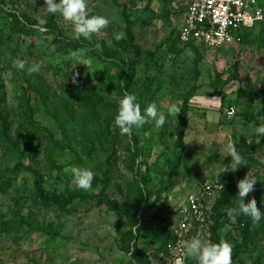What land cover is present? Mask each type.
I'll return each instance as SVG.
<instances>
[{
	"label": "rangeland",
	"instance_id": "rangeland-1",
	"mask_svg": "<svg viewBox=\"0 0 264 264\" xmlns=\"http://www.w3.org/2000/svg\"><path fill=\"white\" fill-rule=\"evenodd\" d=\"M189 1L87 0L91 14L111 21L91 41L73 39V27L59 14L46 19L47 23L56 22L60 34L47 26L45 30L34 27L37 17L43 15L38 11L43 0H7L4 4L6 11H15L23 23L27 22L23 15H27V23L40 32L15 33L12 18L0 14V111L11 124L10 135L15 139L19 130L23 134L26 126L24 130L21 127L31 117L35 127L47 128L56 141L68 144L54 150L46 130L33 132L31 141L39 155L25 163L42 170L50 193L95 195L105 191L117 200L120 210L98 200H75L66 211L44 207L33 193V174L10 172L20 158L0 137V264H137L120 246L121 233L128 229L138 203L137 187L142 186L146 195L153 193L147 200L149 211L144 205L139 213L147 219L145 229L150 236L155 229L165 228L161 212L186 205L190 193L218 180L220 164L231 162L227 156L231 143L238 151L245 144L259 145L251 155L257 173L264 178V138L254 134V128L264 123V22L257 24L243 43L196 50L177 42ZM123 7L131 16L130 23L122 14ZM128 29L133 35L131 43L139 45L142 55L135 66L133 86L122 90L125 66L136 58ZM121 31L126 38L116 42L114 34ZM59 37L80 42L81 47L64 53L58 48ZM105 47L114 50L118 58H101ZM74 53L78 55L74 57ZM14 58L39 63L40 71L31 75L20 72L13 67ZM92 90L101 99L99 121L108 125L102 140L96 141V149L81 135L83 117L78 101L80 93ZM126 93L137 96L143 112L155 102L166 115L171 104L182 108L190 97L189 125L182 146L177 145L181 113L167 116L161 128L149 119L133 130L131 138L122 135L113 121L118 100ZM231 107L236 113L229 117ZM25 141L23 137L21 143ZM73 166L95 173L90 190L76 188ZM108 168L111 174L107 176ZM142 176L147 177L146 184ZM158 194L161 199L153 205ZM257 194L247 195L245 203L255 199L264 212V188ZM28 219L38 220L44 229L33 230L25 222ZM224 220L220 236L233 249L232 264H264V234L238 248L244 227L237 216L227 215ZM139 245L147 250L152 264H174L166 249L161 250L163 243L150 245L140 240ZM184 264L197 262L188 258Z\"/></svg>",
	"mask_w": 264,
	"mask_h": 264
},
{
	"label": "trees",
	"instance_id": "trees-1",
	"mask_svg": "<svg viewBox=\"0 0 264 264\" xmlns=\"http://www.w3.org/2000/svg\"><path fill=\"white\" fill-rule=\"evenodd\" d=\"M9 1L15 2V0H9ZM112 1H114V3H117V0H112ZM6 2L7 0H0V14L5 13V15L12 18L13 32L20 33L23 35H39L40 32L35 28H33L32 25H29L27 23L30 21L27 15H23V17L27 20L26 23H23L20 19V16L17 13H15V11L7 12L6 9L4 8V4ZM259 2L264 7V3L262 2V0H259ZM122 14L125 17V19L129 22L131 16L128 13L126 7H123ZM262 22L264 21H258L257 23L254 24V26L244 28L242 33L241 43H243L249 37L248 36L249 32L257 24ZM45 26L49 27L48 29L54 33L56 31L58 32L57 24L54 21L47 23ZM127 34L131 43L133 41V35L129 29L127 31ZM63 40L67 42H64ZM177 42L180 43L179 33L177 36ZM58 43H59L58 45L59 50L63 51L64 53H68L70 48L77 49L81 47L80 42L78 43L75 41H69L63 38H60ZM131 45L134 48H136V58L125 66L124 71L126 73V81H124L123 84L120 85L122 90L129 89L130 87L133 86L135 73H136L135 66L141 60V55H142L141 48L139 47V45H134L133 43H131ZM188 46H191L194 49L198 50V47L195 46L194 44L189 43ZM104 56L108 59L118 58V54L114 50H111L107 47L104 48L101 58H103ZM262 93H263L262 95H264V81L262 84ZM97 96H98L97 92L93 90L87 94L80 93L78 95V101L81 104L82 117H83L82 124L80 125L81 135L84 136L86 141L90 143L92 145V148L94 149L97 148L96 141L102 140L104 132L106 128H108V125L101 124L99 121V116L97 114V111H98V106L101 104V99H98ZM189 101H190V97H187L183 101V105L181 108V116L179 121L178 132H177L178 147L182 146L181 144L184 142L186 130L189 125V113H190ZM0 106H1V101H0ZM31 111L32 108L28 105V112ZM141 111L143 113V110ZM10 126L11 124L9 123L7 117L0 111V137L2 141L6 143V145H8L9 148H14L16 150L20 158V161L12 169H10V172L16 174L19 171L25 170L33 174V178H34L33 193L35 197L38 199V201L44 207L55 206L59 210L66 211L69 209V206L75 200H79V201L98 200L99 203L107 202V204L113 210L116 211L120 210L119 203L117 202V200L112 198L110 195L106 194L105 191H102L99 194H95V195L81 193V192H69L66 194H57V193L48 192L44 185L45 175L42 172V170L39 167L35 166L34 164L25 163V160L30 158H34L36 160L37 156L39 155L36 149V144L31 141L32 133L35 132L36 134H42L43 131L41 130H46V132L50 134L51 141H53L54 150L65 149L68 146V144H66L67 142L65 140L56 141L54 139V134L52 132H49L47 128L46 129L41 128L40 130L38 129V127H35V121H33L31 117L28 123L21 127V130H24L26 126V129L24 130L25 132L21 134L19 130L17 132V137L15 139H13V137L10 135ZM23 137L26 138L25 143H21ZM257 147H259V145L257 144L255 145V143L245 144L239 152L247 161L246 167H241L236 172L229 171L227 173H222L218 177L217 181L222 185V190L220 196L216 199L213 207V222H212L213 243H220L222 241L220 236V228L224 222H227L224 220L227 217L226 215L227 210L229 208H235L238 206L237 204L238 201H236L238 194L237 182L243 179L248 174L250 178L256 180V183L254 185V191L250 192L249 194H254L253 196H257L258 195L257 193L260 191V189L264 188V178H261L257 173L256 165H255L256 162L254 161L251 155L252 150H254ZM135 155L137 156L138 153L136 152ZM105 165L108 166L107 163H105ZM108 174H111L110 168H108L106 175L108 176ZM173 176L174 174L172 173L170 175V178H172ZM141 181L144 184H146L147 177L142 176ZM137 188H138V198H139L138 203L135 206L133 212L134 213L133 219L129 223L128 229L125 232L121 233L120 246L124 251L131 254L132 260L137 264H152L149 255L147 253V250H145L144 248H140L139 241L146 240L150 245L161 242L163 243V246L161 248V250L163 251L164 249H166V244L170 240V234L167 232L166 228L160 227L158 229H155V231H152V234H150V236L147 235L148 230L145 229V224L147 219L139 217V213L141 209L144 207V205H146L145 207H147L149 211V207H148L149 205L147 206V200L152 198L153 193L148 191L146 195L144 192V188H142V186H139ZM160 199H161V195L158 194L152 204L153 205L157 204V202ZM152 204L150 206H152ZM237 217L239 218V223L244 227L243 243L241 245H238V248L242 247L243 244L248 245V243L255 241L258 237L264 234V220L261 221L258 227H253L251 219L249 217H245L243 215H239ZM25 222L27 226L31 227L33 230L44 229V227L40 224L38 220L28 219Z\"/></svg>",
	"mask_w": 264,
	"mask_h": 264
},
{
	"label": "clouds",
	"instance_id": "clouds-1",
	"mask_svg": "<svg viewBox=\"0 0 264 264\" xmlns=\"http://www.w3.org/2000/svg\"><path fill=\"white\" fill-rule=\"evenodd\" d=\"M44 6L38 11L42 12V16H38V25L41 30H45L47 24L46 17L48 15L59 14L63 20L73 27L71 36L75 40L91 41L94 34H99L107 29L111 21L108 17L102 15L91 14V9L87 4V0H43ZM126 38V33L121 31L114 34L116 42ZM111 43V41H109ZM191 55V53L189 52ZM74 57L77 53L73 54ZM83 55V53H79ZM13 67L20 72H26L28 75L38 73L40 71L39 63L29 64L25 59L14 58L12 61ZM181 113V108L177 104H171L167 108V115L158 110L155 102L151 103L142 113L140 103L137 96L132 93H126L118 100V113L114 117L113 126L120 130L122 135L131 138L133 130L141 128L149 119L155 122L157 128L165 125L167 116L177 117ZM254 134L258 138H264V123L254 128ZM231 157V162L227 166L220 164L217 175L227 173L229 171L236 172L241 167H246L247 161L240 154L234 143L228 145V154ZM71 173L75 186L79 190H90L95 173L84 167L71 168ZM255 179H252L248 174L237 182L238 206L229 208L227 215L230 217L243 215L249 217L253 227H258L264 220V212L257 207L255 199L245 203L246 196L254 191ZM180 247L183 249L181 257L176 258L175 264H184L185 260L190 258L197 264H232V247L227 242L213 243L203 235H196L190 240H182Z\"/></svg>",
	"mask_w": 264,
	"mask_h": 264
},
{
	"label": "built area",
	"instance_id": "built-area-1",
	"mask_svg": "<svg viewBox=\"0 0 264 264\" xmlns=\"http://www.w3.org/2000/svg\"><path fill=\"white\" fill-rule=\"evenodd\" d=\"M258 21H264V7L259 0H190L179 41L184 46L191 43L209 49L240 44L244 28L252 27ZM227 112L230 117L235 115L236 109L231 107ZM221 190L218 181L206 182L188 195L186 205L160 213L170 234L167 256L174 264L183 254L182 240H190L199 234L213 242V207Z\"/></svg>",
	"mask_w": 264,
	"mask_h": 264
}]
</instances>
